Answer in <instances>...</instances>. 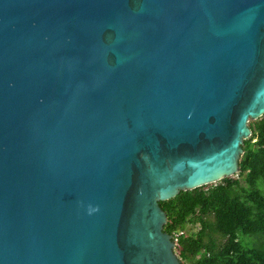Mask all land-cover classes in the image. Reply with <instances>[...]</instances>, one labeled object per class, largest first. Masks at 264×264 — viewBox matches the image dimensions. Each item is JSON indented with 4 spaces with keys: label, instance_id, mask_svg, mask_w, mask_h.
Wrapping results in <instances>:
<instances>
[{
    "label": "water",
    "instance_id": "obj_1",
    "mask_svg": "<svg viewBox=\"0 0 264 264\" xmlns=\"http://www.w3.org/2000/svg\"><path fill=\"white\" fill-rule=\"evenodd\" d=\"M263 116L264 0H0V264H183Z\"/></svg>",
    "mask_w": 264,
    "mask_h": 264
},
{
    "label": "trees",
    "instance_id": "obj_2",
    "mask_svg": "<svg viewBox=\"0 0 264 264\" xmlns=\"http://www.w3.org/2000/svg\"><path fill=\"white\" fill-rule=\"evenodd\" d=\"M249 126L237 178L160 202L183 264H264V116Z\"/></svg>",
    "mask_w": 264,
    "mask_h": 264
},
{
    "label": "rangeland",
    "instance_id": "obj_3",
    "mask_svg": "<svg viewBox=\"0 0 264 264\" xmlns=\"http://www.w3.org/2000/svg\"><path fill=\"white\" fill-rule=\"evenodd\" d=\"M234 178H237V176H234ZM198 230V228L197 227H189L188 228V231H190V232H196Z\"/></svg>",
    "mask_w": 264,
    "mask_h": 264
},
{
    "label": "built area",
    "instance_id": "obj_4",
    "mask_svg": "<svg viewBox=\"0 0 264 264\" xmlns=\"http://www.w3.org/2000/svg\"><path fill=\"white\" fill-rule=\"evenodd\" d=\"M175 239V238H174ZM176 241V240H175Z\"/></svg>",
    "mask_w": 264,
    "mask_h": 264
}]
</instances>
